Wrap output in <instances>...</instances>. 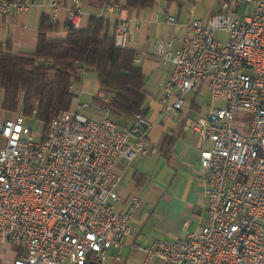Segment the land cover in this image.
Masks as SVG:
<instances>
[{"label":"built area","instance_id":"1","mask_svg":"<svg viewBox=\"0 0 264 264\" xmlns=\"http://www.w3.org/2000/svg\"><path fill=\"white\" fill-rule=\"evenodd\" d=\"M105 12L119 9L100 0ZM243 11L240 12V6ZM30 0H0V21L28 12ZM49 19L78 29L83 25L81 0H45ZM63 17V18H62ZM166 22L183 28L180 46L159 42L155 54L170 61L161 112L180 110L184 94L205 87L212 106L187 126L210 145L199 151L206 217L202 227L172 242L154 240L145 249L144 264H264V0H222L218 12L191 18L185 24L168 15ZM137 21L119 17L113 41L127 48ZM215 32H223L218 40ZM72 96L77 92L71 84ZM98 91L93 100L108 102ZM93 104V103H92ZM95 104V103H94ZM91 104L52 117L36 135L25 117L0 119V243L17 244L13 264H89L120 247L140 204L130 195L116 210L120 160L153 155L147 146L151 126L140 113L119 125L98 104L102 116L84 111ZM97 105V104H96ZM235 112L250 115L247 131L233 123ZM187 221H183L186 225Z\"/></svg>","mask_w":264,"mask_h":264},{"label":"crops","instance_id":"2","mask_svg":"<svg viewBox=\"0 0 264 264\" xmlns=\"http://www.w3.org/2000/svg\"><path fill=\"white\" fill-rule=\"evenodd\" d=\"M114 1L120 8L105 12L103 16L109 22L112 34L114 22L119 17L137 21V28L132 26L128 48L134 51V62L144 75V117L151 122L146 145L157 150L153 155L120 160L114 165L113 170L119 179L115 189L119 200L114 208H122L130 195L137 196L140 204L121 246L108 248L102 260L89 264H144V249L152 241L172 242L184 238L188 233L198 231L205 221L206 201L199 151L208 147L210 142L191 131L187 122L198 119L217 105L210 99L208 90L201 86L184 94V105L180 110L162 113L160 99L172 63L162 61L154 48L159 42L164 46L168 44L172 51L180 46L183 28L166 22L168 15L185 24L191 18H206L218 12L222 0H218L216 6L214 3L208 5L204 17L200 11L196 14L193 0H146L144 5L138 3V6H128V0ZM30 2L32 6L28 12L6 15L0 21V44L9 41L12 53L33 51L40 19L43 15L48 17L45 0ZM185 4L186 10L182 12ZM100 8V0H81L83 24L89 16L97 15ZM56 22L51 36L63 34V21ZM73 85L77 94L72 97L68 109H73L77 101L90 103L84 112L92 118H100L102 113L93 100L100 89L95 75L81 72ZM122 119L126 125L132 123L130 117ZM184 220L186 225H183ZM0 245L7 254L8 264H13L17 246L8 242ZM150 264L161 262L154 259Z\"/></svg>","mask_w":264,"mask_h":264},{"label":"trees","instance_id":"3","mask_svg":"<svg viewBox=\"0 0 264 264\" xmlns=\"http://www.w3.org/2000/svg\"><path fill=\"white\" fill-rule=\"evenodd\" d=\"M55 23L41 17L33 51L12 53L9 41L0 44V119L5 113L8 117L21 113L26 122H40L45 132L52 117L68 110L73 97L68 87L81 72L93 73L99 91L110 95L108 102L94 103L106 106L119 125L125 124L122 117L144 116V75L132 49L115 47L109 22L89 16L80 28L64 23L63 34L51 36Z\"/></svg>","mask_w":264,"mask_h":264},{"label":"rangeland","instance_id":"4","mask_svg":"<svg viewBox=\"0 0 264 264\" xmlns=\"http://www.w3.org/2000/svg\"><path fill=\"white\" fill-rule=\"evenodd\" d=\"M211 3H214L216 6V4H218V0H193V2H192V4H194V6L196 7V14L200 11L201 12L200 15L202 17L205 16L206 12H208L209 8H207V6L210 5ZM186 7H187L186 4L182 6V12H185ZM241 11H243V5L240 6V12ZM214 36L218 40H221V41L226 39V35L223 32H215ZM8 115L9 114H7V113L4 114L5 117H8ZM238 122L243 124V126L240 128V131L246 132L247 131L246 127H248V124L250 122V115L246 112H235L234 116H233V123L236 127H239ZM25 124L36 135H38L42 132V125L36 119L29 120ZM1 144H2V141L0 140V145ZM8 243H10V242H8ZM11 244H14V243H11ZM14 245L17 246L16 247L17 248L16 255L20 254L19 246L17 244H14ZM0 264H8L7 254H6V252L3 251L2 245H0Z\"/></svg>","mask_w":264,"mask_h":264}]
</instances>
